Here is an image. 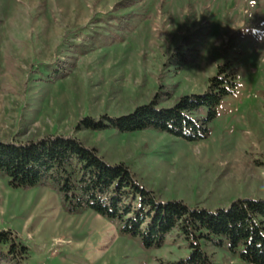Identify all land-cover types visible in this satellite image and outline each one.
Returning <instances> with one entry per match:
<instances>
[{
  "label": "rangeland",
  "instance_id": "374dc122",
  "mask_svg": "<svg viewBox=\"0 0 264 264\" xmlns=\"http://www.w3.org/2000/svg\"><path fill=\"white\" fill-rule=\"evenodd\" d=\"M222 64L236 85L204 139L82 126L202 94ZM46 135L124 163L162 201L213 211L264 200V0H0V140ZM1 230L27 247L20 264H169L189 253L177 230L145 248L116 221L3 174ZM203 249L214 264H245L224 246Z\"/></svg>",
  "mask_w": 264,
  "mask_h": 264
},
{
  "label": "trees",
  "instance_id": "16d2710c",
  "mask_svg": "<svg viewBox=\"0 0 264 264\" xmlns=\"http://www.w3.org/2000/svg\"><path fill=\"white\" fill-rule=\"evenodd\" d=\"M229 68L218 65L206 92L181 96L171 107L160 108L152 100L127 115L84 121L82 126L119 133L157 130L185 141L204 139L218 104L236 85ZM0 174L14 188H51L70 212L91 209L116 221L122 234L138 238L145 248L162 246L177 230L189 253L169 264H214L203 244L224 246L245 264H264V200L237 199L213 211L188 207L181 200L162 201L124 163L109 164L96 148L64 135L19 143L0 140ZM26 254L27 247L14 243L10 231H0V264L9 258L20 264Z\"/></svg>",
  "mask_w": 264,
  "mask_h": 264
}]
</instances>
